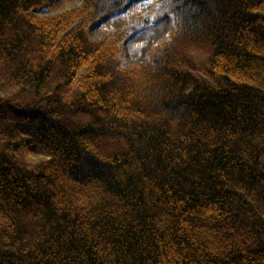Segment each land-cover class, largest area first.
I'll return each instance as SVG.
<instances>
[{"label":"trees","instance_id":"1","mask_svg":"<svg viewBox=\"0 0 264 264\" xmlns=\"http://www.w3.org/2000/svg\"><path fill=\"white\" fill-rule=\"evenodd\" d=\"M52 2L0 0V264H264V0Z\"/></svg>","mask_w":264,"mask_h":264},{"label":"rangeland","instance_id":"2","mask_svg":"<svg viewBox=\"0 0 264 264\" xmlns=\"http://www.w3.org/2000/svg\"><path fill=\"white\" fill-rule=\"evenodd\" d=\"M85 0H63L52 2L48 9L40 10L36 13L41 19L55 17L61 14L62 10H74L82 5ZM166 0H142L139 4L140 12H147L148 9L157 3H163ZM136 7V4H133ZM137 15L131 14V9H126L121 15L105 19L99 23L91 25L88 34L94 41L102 40L107 36L116 33V26L114 20L120 17H127L133 19ZM175 30V22L173 16H168L160 21L151 24L147 28L137 31L128 39L122 41L119 45L120 55L119 59L124 68H133L141 64L147 63L150 59L151 53L160 44L168 42L172 33Z\"/></svg>","mask_w":264,"mask_h":264}]
</instances>
